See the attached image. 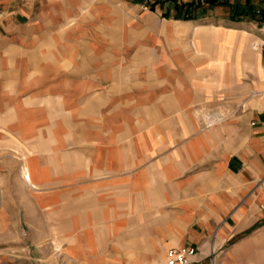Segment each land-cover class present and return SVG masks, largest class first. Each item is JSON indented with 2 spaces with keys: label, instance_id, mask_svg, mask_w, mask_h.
Masks as SVG:
<instances>
[{
  "label": "crops",
  "instance_id": "1",
  "mask_svg": "<svg viewBox=\"0 0 264 264\" xmlns=\"http://www.w3.org/2000/svg\"><path fill=\"white\" fill-rule=\"evenodd\" d=\"M263 11L0 0L10 130L36 204L77 226L70 241L107 264H161L186 247L189 264H264Z\"/></svg>",
  "mask_w": 264,
  "mask_h": 264
},
{
  "label": "rangeland",
  "instance_id": "2",
  "mask_svg": "<svg viewBox=\"0 0 264 264\" xmlns=\"http://www.w3.org/2000/svg\"><path fill=\"white\" fill-rule=\"evenodd\" d=\"M5 97L0 91V264H107L106 254H92L87 241L69 240L77 227L69 219H53L36 204L31 193L39 185L29 181L28 149L10 130L13 116ZM222 119L207 115L203 124Z\"/></svg>",
  "mask_w": 264,
  "mask_h": 264
},
{
  "label": "built area",
  "instance_id": "3",
  "mask_svg": "<svg viewBox=\"0 0 264 264\" xmlns=\"http://www.w3.org/2000/svg\"><path fill=\"white\" fill-rule=\"evenodd\" d=\"M259 16L264 19V11L259 12ZM195 255V250L190 247L171 248L167 251L165 260L161 264H189L191 257Z\"/></svg>",
  "mask_w": 264,
  "mask_h": 264
}]
</instances>
